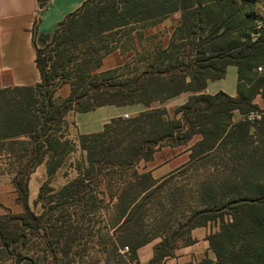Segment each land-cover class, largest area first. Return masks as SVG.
Wrapping results in <instances>:
<instances>
[{
	"label": "trees",
	"instance_id": "obj_1",
	"mask_svg": "<svg viewBox=\"0 0 264 264\" xmlns=\"http://www.w3.org/2000/svg\"><path fill=\"white\" fill-rule=\"evenodd\" d=\"M254 5L84 0L51 33L33 31L39 81L0 88V173L11 174L21 208L0 214L1 257L12 264H69L93 243L115 256L127 247L128 261L139 264L137 248L158 238L144 264H162L194 242L192 228L216 223L206 237L215 259L194 264H264V111L255 122L233 118L235 111L258 110L254 98L264 95V73L257 72L264 66V15L256 18ZM176 13L166 45L163 32L145 33ZM115 50L131 55L99 71ZM228 66L236 69L235 95L205 93L207 82L223 78ZM62 84L70 88L64 97ZM182 92L190 94L173 116L150 106ZM135 104L144 109L68 137L69 112ZM194 135L200 138L183 167L160 178L138 169L160 147ZM76 148L84 156L75 176L51 186L48 179ZM41 163L48 179L38 188L35 212L28 180ZM198 165L203 171L192 183L173 181Z\"/></svg>",
	"mask_w": 264,
	"mask_h": 264
},
{
	"label": "crops",
	"instance_id": "obj_2",
	"mask_svg": "<svg viewBox=\"0 0 264 264\" xmlns=\"http://www.w3.org/2000/svg\"><path fill=\"white\" fill-rule=\"evenodd\" d=\"M83 1L43 0V5L41 6L39 0H0V88L15 85H33L39 81V71L34 61L33 31L35 33H51L56 24L66 14L75 10ZM169 18L171 20L167 24V29L164 28L163 23L167 19L165 18L162 22L146 28L144 30L145 33L163 32L162 44L166 45L169 40L170 30L178 20V13L173 14ZM130 55L131 52L129 51L125 53L117 50L112 51L103 57L98 70L117 67L128 59ZM229 67H227L224 77L227 75ZM224 77L208 81L204 92L214 94L218 91H223L228 95H235V89L234 91H225L221 88ZM69 89L68 84H62L59 89V95L61 97L66 96ZM189 94V92H182L169 99L173 100L174 104L180 105L185 102ZM254 102L258 104L257 96L254 98ZM134 106L136 111L141 110L140 105L135 104L131 106L102 105L85 112H69L67 119L73 121L74 126L70 128L68 136L73 135V138H75L77 134L97 132L102 129L104 123L109 121L110 118L121 116L123 113H127L126 110ZM241 116L242 114L237 111L233 113V118L235 119H241ZM199 138V135H194L186 143L160 147L153 152L150 160L139 163L140 171L148 170L154 178H160L178 170L189 162L190 146ZM40 166L45 169L44 163L37 165L35 169ZM28 190L29 199L31 194L30 176ZM11 197L15 206H17L15 208H18L16 211H20V206L15 202L13 185L11 187ZM0 207L3 209L1 202ZM215 230H217L216 223H208L205 226L192 228L190 233L194 242L177 247L172 256L165 257L162 260V264H194L203 257L214 260V254L209 248L206 237ZM158 240V238H155L137 248L136 261L139 264L147 263L151 259L153 246Z\"/></svg>",
	"mask_w": 264,
	"mask_h": 264
},
{
	"label": "rangeland",
	"instance_id": "obj_3",
	"mask_svg": "<svg viewBox=\"0 0 264 264\" xmlns=\"http://www.w3.org/2000/svg\"><path fill=\"white\" fill-rule=\"evenodd\" d=\"M254 16L256 18H260L264 15V0H255V5L253 9ZM171 18L165 19L164 28L167 29V24L170 22ZM36 42H38L37 38L35 37ZM257 72L264 73V66L260 67V70L257 69ZM221 88L225 91H234L235 89V67L230 66L228 69L227 75L222 80ZM258 99V110L264 111V100L262 98V95L257 96ZM140 105V104H139ZM131 106V105H130ZM151 107L161 106L164 107L167 111V115L173 116L174 109L178 106L174 104L173 100L167 99L163 102H153ZM141 110H143V106L140 105ZM139 110V111H141ZM128 113V117H131L132 115L136 114L139 111H136L135 106L132 108H129V110H126ZM176 116H179V114H176ZM127 117V118H128ZM235 119V118H234ZM71 132V131H70ZM69 138L73 139V135H69ZM83 152L80 151L78 148L75 149V151L71 152L65 159L63 165L57 169L56 173L48 179L46 176V172L44 167H39L35 169L30 174V187H31V194L28 199L29 207L35 211H40V206L38 203L35 202L36 194L38 191V188L40 184L45 181L49 180V184L53 187H59L64 182H66L68 179L72 178L76 174V167L78 166V163L83 160ZM139 169V167H138ZM140 170V169H139ZM203 169L202 167L195 166L190 169H187L184 173H180L177 175L178 177H175L173 181L177 182L178 185L183 184V182H187L188 184L199 177V174L202 173ZM11 174L8 173H0V202L3 204V209L1 208L2 213H17V209L15 208V203L12 200L11 197V182H10ZM195 181V180H194ZM176 184V183H175ZM100 188L105 190V186L102 183L100 185ZM5 205V209H4ZM19 211V210H18ZM112 212V211H111ZM213 224V223H212ZM117 255L109 254L104 251H101L100 248L93 244V243H87L85 245V250L81 254V257L75 258L76 260L69 263V264H135L134 262H129L128 258V249L126 248H119L117 251ZM119 255V256H118ZM79 259V261H77ZM0 264H12L11 259L7 257H1L0 255ZM57 264H63V263H57Z\"/></svg>",
	"mask_w": 264,
	"mask_h": 264
},
{
	"label": "built area",
	"instance_id": "obj_4",
	"mask_svg": "<svg viewBox=\"0 0 264 264\" xmlns=\"http://www.w3.org/2000/svg\"><path fill=\"white\" fill-rule=\"evenodd\" d=\"M258 70H260V67H257ZM263 100H264V95L262 96ZM261 114L262 112L259 111V110H251V111H248L244 114H242L241 118L246 120V121H249V122H255V121H258L261 117ZM123 118H127L128 117V113H123L121 115ZM125 249L127 247H124Z\"/></svg>",
	"mask_w": 264,
	"mask_h": 264
}]
</instances>
